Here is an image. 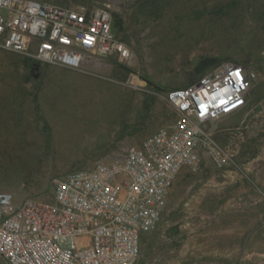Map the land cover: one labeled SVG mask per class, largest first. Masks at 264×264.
<instances>
[{
	"label": "rangeland",
	"instance_id": "374dc122",
	"mask_svg": "<svg viewBox=\"0 0 264 264\" xmlns=\"http://www.w3.org/2000/svg\"><path fill=\"white\" fill-rule=\"evenodd\" d=\"M46 1L111 4L133 55L74 69L0 47V190L51 198L57 178L172 124L170 89L247 64V105L206 124L200 164L179 172L137 264H264V0Z\"/></svg>",
	"mask_w": 264,
	"mask_h": 264
},
{
	"label": "built area",
	"instance_id": "2783aa9c",
	"mask_svg": "<svg viewBox=\"0 0 264 264\" xmlns=\"http://www.w3.org/2000/svg\"><path fill=\"white\" fill-rule=\"evenodd\" d=\"M0 47L74 69L90 57L133 55L116 35L106 2L0 0ZM257 78L251 66L224 61L167 92L176 112L172 124L126 147L120 158L57 178L51 198L17 201L0 190V255L9 264H137L142 239L158 227L179 172L200 164L206 124L241 111Z\"/></svg>",
	"mask_w": 264,
	"mask_h": 264
},
{
	"label": "crops",
	"instance_id": "0c3cea01",
	"mask_svg": "<svg viewBox=\"0 0 264 264\" xmlns=\"http://www.w3.org/2000/svg\"><path fill=\"white\" fill-rule=\"evenodd\" d=\"M253 234H254V235H256V236H257V235H259V233H258V232H254Z\"/></svg>",
	"mask_w": 264,
	"mask_h": 264
},
{
	"label": "trees",
	"instance_id": "16d2710c",
	"mask_svg": "<svg viewBox=\"0 0 264 264\" xmlns=\"http://www.w3.org/2000/svg\"><path fill=\"white\" fill-rule=\"evenodd\" d=\"M38 64H40V63L38 62ZM203 67H205V66H203ZM204 73H205V72H204ZM202 74H203V73H202ZM202 74H201V75H202Z\"/></svg>",
	"mask_w": 264,
	"mask_h": 264
},
{
	"label": "snow or ice",
	"instance_id": "6c2138e0",
	"mask_svg": "<svg viewBox=\"0 0 264 264\" xmlns=\"http://www.w3.org/2000/svg\"><path fill=\"white\" fill-rule=\"evenodd\" d=\"M237 75H239V74L237 73Z\"/></svg>",
	"mask_w": 264,
	"mask_h": 264
}]
</instances>
